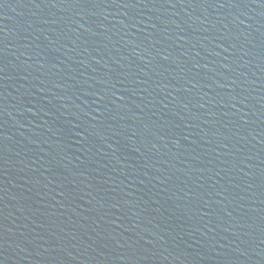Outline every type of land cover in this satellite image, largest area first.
I'll list each match as a JSON object with an SVG mask.
<instances>
[{"label":"water","instance_id":"water-1","mask_svg":"<svg viewBox=\"0 0 264 264\" xmlns=\"http://www.w3.org/2000/svg\"><path fill=\"white\" fill-rule=\"evenodd\" d=\"M0 264H264V0H0Z\"/></svg>","mask_w":264,"mask_h":264}]
</instances>
